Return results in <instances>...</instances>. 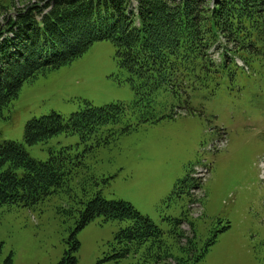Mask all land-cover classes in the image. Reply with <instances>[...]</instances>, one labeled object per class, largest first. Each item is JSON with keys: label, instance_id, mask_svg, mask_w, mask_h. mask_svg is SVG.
Segmentation results:
<instances>
[{"label": "rangeland", "instance_id": "1", "mask_svg": "<svg viewBox=\"0 0 264 264\" xmlns=\"http://www.w3.org/2000/svg\"><path fill=\"white\" fill-rule=\"evenodd\" d=\"M28 1L0 0V31L5 18ZM213 58L219 60L217 52ZM237 62L243 66L242 78L231 84L223 80L209 96V106L198 102L185 110L171 100L162 113L174 115L154 123L139 122L130 111L118 127L130 123L135 128L84 151L85 167L70 190L31 207L1 205L0 264L10 255L12 264H56L76 226L75 213L63 209L97 191L149 217L163 231L170 253L164 261L162 247L147 242L137 249L134 242H120L117 234L126 224L103 222L97 216L76 231L77 264H177L181 258L180 264H194L192 258L201 250L204 255L196 264H264V72L255 74L240 59ZM135 100L116 48L108 40L97 41L70 64L22 86L2 111L0 142H18L39 161L63 147L80 153L78 135L58 134L46 142L25 144V124L51 111L68 118L86 102L94 107L131 106ZM254 107L263 108L253 116L249 111ZM152 113L160 115L159 109ZM205 164L210 170L206 165L207 172L186 186V175ZM168 218L185 219L173 238L169 232L175 227ZM124 248L129 250L122 256Z\"/></svg>", "mask_w": 264, "mask_h": 264}, {"label": "trees", "instance_id": "2", "mask_svg": "<svg viewBox=\"0 0 264 264\" xmlns=\"http://www.w3.org/2000/svg\"><path fill=\"white\" fill-rule=\"evenodd\" d=\"M5 24L0 31V117L24 84L70 64L103 40L116 48L136 100L131 106L94 107L86 102L68 118L51 111L25 124V144L46 142L58 134L78 135L80 153L63 147L39 161L18 142H0V206L31 207L70 190L85 167L84 151L135 128L130 123L118 127L129 119L128 112L135 111L139 122L154 123L174 115L162 113L168 101L186 109L204 103L223 80L231 84L242 78L243 66L237 59L255 74L264 72V0H29L5 18ZM216 52L219 60L213 58ZM261 108L254 107L249 114L255 116ZM156 109L159 116L152 113ZM63 211L75 213L76 226L56 264H77L76 231L97 216L103 222H124L117 237L126 245L134 242L137 249L147 242L164 245L150 218L127 202L102 198L99 191ZM175 222L180 224L179 219ZM123 250L122 256L129 248ZM3 264H12L11 255Z\"/></svg>", "mask_w": 264, "mask_h": 264}]
</instances>
